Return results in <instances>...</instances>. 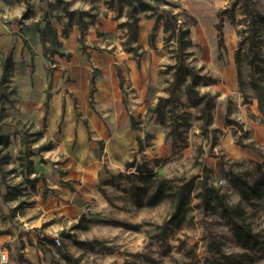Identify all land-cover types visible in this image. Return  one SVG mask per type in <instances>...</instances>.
Returning a JSON list of instances; mask_svg holds the SVG:
<instances>
[{"label":"rangeland","instance_id":"1","mask_svg":"<svg viewBox=\"0 0 264 264\" xmlns=\"http://www.w3.org/2000/svg\"><path fill=\"white\" fill-rule=\"evenodd\" d=\"M4 1L34 57L7 70L0 58L6 264H264V115L249 65L264 85V26L248 22L246 0H144L154 10L137 11L134 39L123 0ZM161 10L195 19L182 52ZM179 54L198 94L216 97L206 131L185 84L168 90Z\"/></svg>","mask_w":264,"mask_h":264},{"label":"trees","instance_id":"2","mask_svg":"<svg viewBox=\"0 0 264 264\" xmlns=\"http://www.w3.org/2000/svg\"><path fill=\"white\" fill-rule=\"evenodd\" d=\"M59 3L62 4V0H57ZM126 5V21L124 22L123 26L128 27V34L131 36V39H134L138 29V17H137V11L141 12H147V11H153L154 6L150 5L149 3L145 2L144 0H123ZM245 15L248 19V22H250L252 25H254L257 22H260L264 26V0H246L245 4ZM162 13L165 16V22H164V33L168 34L166 42L170 41L171 39L169 38H175L177 42V48L182 52V48L184 45L185 37L189 32V28L194 27L195 24V19L191 16H189L186 11L183 10L184 16H186L187 19L183 20L184 26H180L177 24L175 16L172 14L170 10H161L158 11ZM64 13H67L69 16L72 15V12L68 11L65 7ZM76 17V24H80L82 22V12H75ZM187 20V21H186ZM35 28L38 29L39 35H40V41L43 43V53L46 55L49 51L46 47V42H44V38L46 35L45 28L40 27V23L37 22L35 25ZM52 39L57 42V37H56V32L53 31L52 33ZM14 44L12 43V46L10 47L9 51L7 52L6 55V61H5V69L12 68L14 66L12 62L11 53L13 51ZM52 54L57 53L54 50H51ZM238 53L236 51L235 53V63L238 65L239 60H238ZM22 64V63H21ZM249 65L251 66V85L253 89L256 92L257 96V103H258V108L261 110V112L264 115V85L260 84L259 81H257V71H258V66L254 61H250ZM173 71V76L169 84V91L174 92L178 87L182 86L185 84V94L188 97V100L190 104L193 106H199L200 105V112H201V118H202V124L201 128L202 131H206L208 129V124L211 120V114L210 111H208V105L211 102V105H214L216 103V97L211 96L208 93L204 94H198L196 91V85H197V80L199 79L200 76L197 75L196 71L194 68L191 66L187 65L185 63L184 57L182 55H178L176 57V63L171 67ZM241 76L240 74V69L237 68V78L239 79ZM159 105H156L155 108L152 109L154 113L159 112L158 109ZM0 139L2 137L0 136ZM6 144V142H5ZM1 165V162H0ZM188 189L191 188V185H188ZM242 190V189H241ZM242 194H244V191L242 190ZM178 204L179 206L177 207V210L174 215L178 216V214L181 211V206L182 205V197L183 194L182 192H178ZM225 216L227 217V220L233 228L235 236L237 237L238 240L243 241V242H254V237L251 234L250 230L244 227V224L242 220L240 219L241 214L240 212H237V210H228L227 208L223 209ZM64 257H67L65 253H62Z\"/></svg>","mask_w":264,"mask_h":264},{"label":"crops","instance_id":"3","mask_svg":"<svg viewBox=\"0 0 264 264\" xmlns=\"http://www.w3.org/2000/svg\"><path fill=\"white\" fill-rule=\"evenodd\" d=\"M8 3L9 2L5 3L4 0H0V58L4 63V65L2 64V66L5 69L6 55L13 43L14 47L10 58H12L14 66L17 67V65L19 66L20 63L24 62V65L19 68H27V62L31 61L34 57L32 56V54H28L26 56L22 39H19L13 35L15 33V30L11 28L9 22L17 15L14 14L12 9L8 7ZM17 73L22 76V74H25L26 72L24 71V69H22V72L19 71Z\"/></svg>","mask_w":264,"mask_h":264},{"label":"built area","instance_id":"4","mask_svg":"<svg viewBox=\"0 0 264 264\" xmlns=\"http://www.w3.org/2000/svg\"><path fill=\"white\" fill-rule=\"evenodd\" d=\"M55 243H59L58 238L55 239ZM8 261L7 250L4 248H0V264H6Z\"/></svg>","mask_w":264,"mask_h":264}]
</instances>
